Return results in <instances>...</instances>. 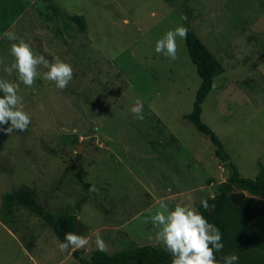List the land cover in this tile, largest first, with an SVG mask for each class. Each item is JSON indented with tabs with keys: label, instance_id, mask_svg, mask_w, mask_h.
<instances>
[{
	"label": "rangeland",
	"instance_id": "obj_1",
	"mask_svg": "<svg viewBox=\"0 0 264 264\" xmlns=\"http://www.w3.org/2000/svg\"><path fill=\"white\" fill-rule=\"evenodd\" d=\"M189 6L193 28L224 66L202 119L241 174L254 178L264 163V0H189ZM28 10L23 20L32 24L11 31L16 41L0 31V79L18 85L31 117L27 131H2L0 264H79L72 248L60 251L63 241L42 217L24 207L5 214L1 196L23 187L52 212L78 214L75 234L89 240L77 249L82 256L97 249V235L110 252L130 241L164 247L151 222L158 201L198 211L228 177L211 138L185 118L201 83L186 39L177 38L178 59L155 51L157 40L183 25L184 0H33ZM75 14L85 16L86 31L71 20ZM19 39L34 54L73 67L65 89L45 78L43 65L32 87L4 71ZM137 100L143 121L130 111ZM80 164L96 191L78 210L85 194Z\"/></svg>",
	"mask_w": 264,
	"mask_h": 264
},
{
	"label": "trees",
	"instance_id": "obj_2",
	"mask_svg": "<svg viewBox=\"0 0 264 264\" xmlns=\"http://www.w3.org/2000/svg\"><path fill=\"white\" fill-rule=\"evenodd\" d=\"M174 2L175 0H166ZM183 26L187 27V48L192 62L196 65L201 77L200 86L197 89L193 109L185 115V118L204 134L208 135L216 145L215 153L228 170V177L218 185V192L206 198L214 210L205 211L198 205V211L202 213L209 223L219 228L222 234L224 248L216 252L219 264H223V257L236 255L239 257L236 264H264V163H260V170L256 177H246L241 174L237 164L225 149L217 133L202 119V104L213 88L214 78L224 72V66L216 55L208 48L191 24L193 11L189 6V0H184ZM71 20L79 25L83 31L87 29V20L82 14L70 16ZM0 96L3 93L0 92ZM3 133L0 132V149L2 147ZM81 157V154H78ZM79 181L85 194L77 201L76 207L81 209L93 195L90 192V183L85 176V170L80 164ZM5 214L12 215L14 209L28 208L51 226L55 234L65 242V233L76 232L77 213H56L48 210L37 198L32 189H21L6 192L1 196ZM6 223L8 218L1 216ZM79 264H171V255L164 247L146 244L138 245L130 241L128 246L114 252H101L95 249L90 257L80 254L79 250L72 251Z\"/></svg>",
	"mask_w": 264,
	"mask_h": 264
},
{
	"label": "clouds",
	"instance_id": "obj_3",
	"mask_svg": "<svg viewBox=\"0 0 264 264\" xmlns=\"http://www.w3.org/2000/svg\"><path fill=\"white\" fill-rule=\"evenodd\" d=\"M181 20H187L182 16ZM127 23V21H125ZM188 29L183 25L174 30L167 31L164 36L156 41L155 51L163 53L172 60L178 59L177 38L187 39ZM5 36L10 41L18 38L14 32H6ZM10 54L14 61L10 66H5L4 71L11 75L14 71L18 73V80L28 87H32L38 76L37 68L43 65L47 69L45 78L55 82L57 88L65 89L73 78V67L59 57L52 62L43 55L33 53L30 45L23 39L18 43H12ZM0 125L10 126L0 128V131L11 136L14 130L27 131L31 123L30 115L23 110V97L18 95V85L0 79ZM130 111L137 119L143 121V105L137 100ZM90 192L96 191L93 185ZM159 210L151 216L152 224L158 229L156 239L161 242L171 255V264H219L215 253L224 248L222 234L216 226L209 223L205 216L195 210L191 205L176 204L173 210L169 209L164 200L158 201ZM201 205L205 211L214 210L207 200H202ZM147 222V220L145 221ZM89 240L82 235L72 232L65 233V242L59 244L61 252L69 248L73 250L84 248ZM96 248L101 252H107L105 241L99 236L95 239ZM239 257L227 255L223 257V264H236Z\"/></svg>",
	"mask_w": 264,
	"mask_h": 264
},
{
	"label": "crops",
	"instance_id": "obj_4",
	"mask_svg": "<svg viewBox=\"0 0 264 264\" xmlns=\"http://www.w3.org/2000/svg\"><path fill=\"white\" fill-rule=\"evenodd\" d=\"M30 1L33 0H0V31L3 33L14 31V29L23 31L30 22L23 20L29 11ZM24 17V18H23Z\"/></svg>",
	"mask_w": 264,
	"mask_h": 264
},
{
	"label": "water",
	"instance_id": "obj_5",
	"mask_svg": "<svg viewBox=\"0 0 264 264\" xmlns=\"http://www.w3.org/2000/svg\"><path fill=\"white\" fill-rule=\"evenodd\" d=\"M80 148H81V145H80V147H79V150H80Z\"/></svg>",
	"mask_w": 264,
	"mask_h": 264
}]
</instances>
